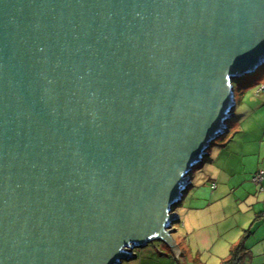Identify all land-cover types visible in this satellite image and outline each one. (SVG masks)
Instances as JSON below:
<instances>
[{"label": "water", "instance_id": "water-1", "mask_svg": "<svg viewBox=\"0 0 264 264\" xmlns=\"http://www.w3.org/2000/svg\"><path fill=\"white\" fill-rule=\"evenodd\" d=\"M264 64V0H0V264L161 242Z\"/></svg>", "mask_w": 264, "mask_h": 264}, {"label": "rangeland", "instance_id": "rangeland-1", "mask_svg": "<svg viewBox=\"0 0 264 264\" xmlns=\"http://www.w3.org/2000/svg\"><path fill=\"white\" fill-rule=\"evenodd\" d=\"M261 84L264 85V64L254 74L232 81L235 109L233 116L226 123L227 131L210 144L208 155L193 168L190 173L191 184L184 193L181 203L172 210L179 216L178 222L173 225V229L176 230L173 238L178 247V254L174 256L163 243L153 242L144 248L135 249L137 257L122 264H205L210 260L208 253L203 257L201 251L190 245L192 242L190 235L187 236V241H183L186 244L181 241L182 235L186 237L185 216L192 207L207 208L210 199H214L213 195H218L225 187L229 188V191L231 189L234 191L238 187L243 194L248 187L244 181L252 180L254 177L250 178L249 174L245 173L239 155L255 146V140L264 134V92L255 95ZM212 183L216 185L215 190L210 189ZM198 194L201 195V200L196 201L197 198L193 200ZM226 196L221 194L223 200H227ZM235 197L236 195L233 196ZM209 207H212L211 213L214 215L221 209V204L218 201L211 202ZM174 257L179 259L176 260Z\"/></svg>", "mask_w": 264, "mask_h": 264}, {"label": "crops", "instance_id": "crops-1", "mask_svg": "<svg viewBox=\"0 0 264 264\" xmlns=\"http://www.w3.org/2000/svg\"><path fill=\"white\" fill-rule=\"evenodd\" d=\"M261 87L263 89L256 93ZM256 92V96L262 94L264 85L261 84ZM239 159L250 178L257 173L263 174L261 183L244 181L248 187L243 194L238 187L234 191L232 189L229 191V188L225 187L218 195H213L214 199H210L207 208L192 207L185 216L186 237L182 235L181 241H187V236L190 235L192 237L190 245L201 251L203 257L205 253L210 255V260L205 264H218L221 259L226 258L231 248L243 239L246 231L249 233H246L243 245L250 253L248 264H264V134L255 140V146H251L249 151L241 153ZM212 184L210 189L215 190L216 185L213 188ZM221 194H226L227 200H223ZM235 195L236 197L233 198ZM201 198L198 194L193 200L198 201ZM217 201L221 204V209L213 215L212 207L209 206L211 202ZM248 201L250 203H247ZM179 255H181L180 251ZM175 259L178 260L179 257Z\"/></svg>", "mask_w": 264, "mask_h": 264}, {"label": "trees", "instance_id": "trees-1", "mask_svg": "<svg viewBox=\"0 0 264 264\" xmlns=\"http://www.w3.org/2000/svg\"><path fill=\"white\" fill-rule=\"evenodd\" d=\"M246 233L248 234L249 231L245 232L243 239L247 236ZM243 239L238 244L233 246L229 255L226 258L221 259L218 264H248L250 253L245 249Z\"/></svg>", "mask_w": 264, "mask_h": 264}, {"label": "built area", "instance_id": "built-area-1", "mask_svg": "<svg viewBox=\"0 0 264 264\" xmlns=\"http://www.w3.org/2000/svg\"><path fill=\"white\" fill-rule=\"evenodd\" d=\"M262 89H263V87L259 88V90H257L256 93L260 92ZM262 175H263L262 173H257V174H255L254 177L252 178V181L255 182L256 184L261 183L262 178H263ZM214 187H215V186L213 185V188H214Z\"/></svg>", "mask_w": 264, "mask_h": 264}]
</instances>
